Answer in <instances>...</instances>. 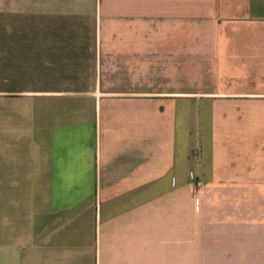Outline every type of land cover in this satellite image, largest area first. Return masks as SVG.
Here are the masks:
<instances>
[{
	"label": "crops",
	"instance_id": "1",
	"mask_svg": "<svg viewBox=\"0 0 264 264\" xmlns=\"http://www.w3.org/2000/svg\"><path fill=\"white\" fill-rule=\"evenodd\" d=\"M0 264H264V0H0Z\"/></svg>",
	"mask_w": 264,
	"mask_h": 264
}]
</instances>
